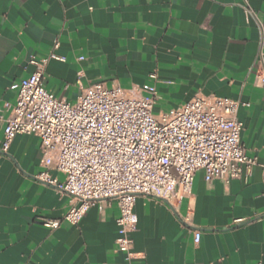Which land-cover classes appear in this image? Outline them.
Wrapping results in <instances>:
<instances>
[{"label":"crops","instance_id":"obj_1","mask_svg":"<svg viewBox=\"0 0 264 264\" xmlns=\"http://www.w3.org/2000/svg\"><path fill=\"white\" fill-rule=\"evenodd\" d=\"M261 51L264 0H0V140L5 106L17 99L11 87L34 73L32 58L55 53L65 61L48 62L45 86L67 102L99 82L154 85L156 114L195 96L240 102L242 145L259 164L248 180L229 185L198 172L192 192L174 205L139 196L127 260L117 245L116 200L95 203L77 226H44L62 220L70 197L39 178L40 138L18 135L0 153V264H264Z\"/></svg>","mask_w":264,"mask_h":264},{"label":"built area","instance_id":"obj_2","mask_svg":"<svg viewBox=\"0 0 264 264\" xmlns=\"http://www.w3.org/2000/svg\"><path fill=\"white\" fill-rule=\"evenodd\" d=\"M52 59L65 61L55 53L43 60L32 58L34 73L11 87L17 99L5 106L10 116L0 140V153L8 154L18 135L40 138L44 171L39 178L70 197L68 212L62 220H45L47 228L57 229L62 222L77 226L95 203L116 200L117 245L131 260L130 234L137 230L134 209L139 196L174 205L192 192L198 172H204L207 182L229 185L248 180L259 166L242 145L240 102L195 96L179 108L156 114L154 85L126 90L103 82L83 88L76 102H67L46 89L45 70ZM258 63L256 83L264 87L262 51ZM260 167L264 179V163ZM52 172L62 174L64 182L53 179Z\"/></svg>","mask_w":264,"mask_h":264},{"label":"water","instance_id":"obj_3","mask_svg":"<svg viewBox=\"0 0 264 264\" xmlns=\"http://www.w3.org/2000/svg\"><path fill=\"white\" fill-rule=\"evenodd\" d=\"M164 202H166V201H164Z\"/></svg>","mask_w":264,"mask_h":264}]
</instances>
